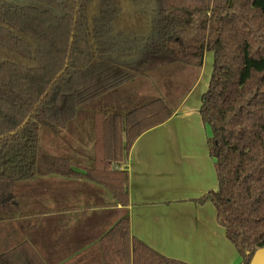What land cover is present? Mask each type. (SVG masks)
Returning <instances> with one entry per match:
<instances>
[{
  "label": "trees",
  "instance_id": "trees-1",
  "mask_svg": "<svg viewBox=\"0 0 264 264\" xmlns=\"http://www.w3.org/2000/svg\"><path fill=\"white\" fill-rule=\"evenodd\" d=\"M207 51L198 112L218 184L194 200L213 205L239 264H248L264 247V0H0V221L22 215L15 184L65 160L41 137L99 101L103 165L87 173L124 207L98 240L99 264H189L130 234L127 173L108 166L123 163L173 108L160 96L111 105L127 82L167 65L200 67ZM0 264L47 263L20 241L0 251Z\"/></svg>",
  "mask_w": 264,
  "mask_h": 264
},
{
  "label": "crops",
  "instance_id": "crops-1",
  "mask_svg": "<svg viewBox=\"0 0 264 264\" xmlns=\"http://www.w3.org/2000/svg\"><path fill=\"white\" fill-rule=\"evenodd\" d=\"M200 68L186 93L173 101L168 91L158 90V80L149 73L113 94L119 95L111 105L114 109L160 96L173 113L143 131L123 163L111 161L108 166L127 173L132 236L189 264H239L238 253L216 222L213 205L194 200L218 184L207 146L211 131L198 112L210 74L202 80ZM102 124L97 112L81 111L61 132L41 137L47 153L65 160L52 172L14 185L22 215L0 221V251L26 241L47 264H99L98 240L124 208L87 173L96 163L103 165Z\"/></svg>",
  "mask_w": 264,
  "mask_h": 264
},
{
  "label": "rangeland",
  "instance_id": "rangeland-1",
  "mask_svg": "<svg viewBox=\"0 0 264 264\" xmlns=\"http://www.w3.org/2000/svg\"><path fill=\"white\" fill-rule=\"evenodd\" d=\"M189 66V67H188ZM188 68V69H186ZM212 68V53L210 51H207L204 54L203 62L201 65L202 71V80L207 79V74H210ZM199 72V70L196 69V67L188 64H180V65H167L165 67H162L158 69L157 71H153L151 74V78L158 80L157 86L158 90H163V93H165V90L168 91L167 95H172L170 98L171 101L178 99L179 97H182L187 89H189L192 78H195V75ZM194 79L193 81H195ZM201 83V82H200ZM169 93V94H168ZM98 103L99 101H94L91 105H89L86 108L78 109L77 112L81 111H93L95 109H98Z\"/></svg>",
  "mask_w": 264,
  "mask_h": 264
},
{
  "label": "water",
  "instance_id": "water-1",
  "mask_svg": "<svg viewBox=\"0 0 264 264\" xmlns=\"http://www.w3.org/2000/svg\"><path fill=\"white\" fill-rule=\"evenodd\" d=\"M248 264H264V247L254 250Z\"/></svg>",
  "mask_w": 264,
  "mask_h": 264
}]
</instances>
